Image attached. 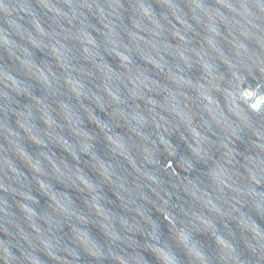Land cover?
Returning <instances> with one entry per match:
<instances>
[{"label": "water", "instance_id": "obj_1", "mask_svg": "<svg viewBox=\"0 0 264 264\" xmlns=\"http://www.w3.org/2000/svg\"><path fill=\"white\" fill-rule=\"evenodd\" d=\"M0 264H264V0H0Z\"/></svg>", "mask_w": 264, "mask_h": 264}]
</instances>
